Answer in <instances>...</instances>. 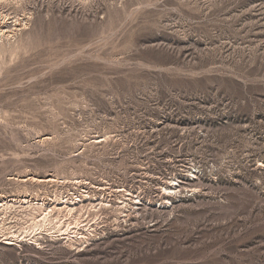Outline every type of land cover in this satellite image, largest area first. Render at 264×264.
Instances as JSON below:
<instances>
[{
  "label": "rangeland",
  "instance_id": "obj_1",
  "mask_svg": "<svg viewBox=\"0 0 264 264\" xmlns=\"http://www.w3.org/2000/svg\"><path fill=\"white\" fill-rule=\"evenodd\" d=\"M0 264H264V0H0Z\"/></svg>",
  "mask_w": 264,
  "mask_h": 264
},
{
  "label": "bare ground",
  "instance_id": "obj_2",
  "mask_svg": "<svg viewBox=\"0 0 264 264\" xmlns=\"http://www.w3.org/2000/svg\"><path fill=\"white\" fill-rule=\"evenodd\" d=\"M34 180H35V179H34ZM172 187L175 189V191H176V189H180L179 186H172ZM170 188H171V187H170ZM167 189H168V188H167ZM171 189H172V188H171ZM168 194H169V193H168ZM22 202H23V201H22ZM4 203H5V202H4ZM25 203H26V202H25ZM27 205H29V204H27ZM71 205H72V204H71ZM72 208H73V205H72ZM50 216H51L50 214H44V215H43V223L40 224L39 227L36 226V227L38 228L37 230H39V229L42 230L41 228H43V229H44V228L47 229L46 227H48V228L50 229L51 224H52V223H51V218H50ZM52 220H53V219H52ZM55 222H56V221H55ZM55 222H54V223H55ZM38 224H39V223H38ZM53 225H54V224H53ZM55 225L58 226V228H59L58 230H59V231L62 230V229H60V228L62 227L60 221H59V222L57 221ZM55 225H54V226H55ZM63 225H64V224H63ZM68 225H69V224H68ZM49 226H50V227H49ZM36 227H32L33 230H34ZM52 227H53V226H52ZM56 228H57V227H56ZM68 228H70V227H67L66 229L64 228V229L62 230V233H63V232H64V233L67 232V231H68ZM53 229H54V228H53ZM40 230H39V231H40ZM54 230H55V229H54ZM70 230H71V229H70ZM72 232H73V230L71 231V233H72ZM64 233H63V234H64ZM73 233H74V234H73ZM73 233L70 234L69 232H67V233L65 234V239H67V241H68V242L70 241L71 243H72V242L74 243V241H81V239L83 238V236H82L81 234H79V233H75V232H73ZM35 234H36V233L33 232V234L31 235V237H32V236H35ZM15 236H16V235H15ZM15 236H14V234H12L9 238H7V236H6V237H5L6 242H5V241H4V242H5L6 244L11 243V241L15 239V238H14ZM17 237H18V236H17ZM26 237H27V236H26ZM31 237H30L29 239H31ZM18 238H19V237H18ZM61 238H64V237H61ZM21 239H22V238H21ZM81 242H82V241H81Z\"/></svg>",
  "mask_w": 264,
  "mask_h": 264
}]
</instances>
